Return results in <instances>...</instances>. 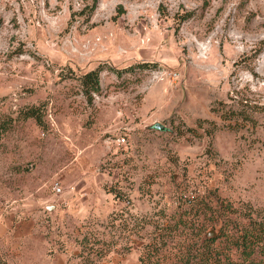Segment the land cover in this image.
<instances>
[{"label":"rangeland","instance_id":"374dc122","mask_svg":"<svg viewBox=\"0 0 264 264\" xmlns=\"http://www.w3.org/2000/svg\"><path fill=\"white\" fill-rule=\"evenodd\" d=\"M82 247L264 264V0H0V264Z\"/></svg>","mask_w":264,"mask_h":264},{"label":"trees","instance_id":"16d2710c","mask_svg":"<svg viewBox=\"0 0 264 264\" xmlns=\"http://www.w3.org/2000/svg\"><path fill=\"white\" fill-rule=\"evenodd\" d=\"M114 70L115 69H110ZM101 70L100 67L95 68L93 70H90L79 77H77L78 85L81 89L82 95L86 98L87 102H90L91 96L93 94H98L100 91V82H99V74ZM27 116L30 118H33L38 124H41V117L38 114V108H30L27 111ZM225 120H233V116L231 113L224 114ZM105 257V253L103 251H91L86 250L85 247H82L80 249L79 254L76 256V259L78 260L77 264H97L100 260H102ZM66 264H69L67 262Z\"/></svg>","mask_w":264,"mask_h":264},{"label":"water","instance_id":"95a60500","mask_svg":"<svg viewBox=\"0 0 264 264\" xmlns=\"http://www.w3.org/2000/svg\"><path fill=\"white\" fill-rule=\"evenodd\" d=\"M153 128H154V129H157V130H160V131H163V130H164V127H162V126L159 125V124H155V125L153 126ZM207 236H209V237L214 236V232H213V231H209V232L207 233Z\"/></svg>","mask_w":264,"mask_h":264},{"label":"built area","instance_id":"2783aa9c","mask_svg":"<svg viewBox=\"0 0 264 264\" xmlns=\"http://www.w3.org/2000/svg\"><path fill=\"white\" fill-rule=\"evenodd\" d=\"M58 191H59V189H58Z\"/></svg>","mask_w":264,"mask_h":264}]
</instances>
